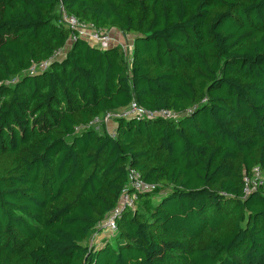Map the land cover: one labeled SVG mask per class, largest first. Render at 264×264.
Segmentation results:
<instances>
[{
  "label": "trees",
  "instance_id": "obj_1",
  "mask_svg": "<svg viewBox=\"0 0 264 264\" xmlns=\"http://www.w3.org/2000/svg\"><path fill=\"white\" fill-rule=\"evenodd\" d=\"M61 9L131 35L130 56L69 45ZM131 102L175 118L87 127ZM255 167L264 0H0V264H264V179L243 194ZM128 168L155 188L95 248Z\"/></svg>",
  "mask_w": 264,
  "mask_h": 264
},
{
  "label": "built area",
  "instance_id": "obj_2",
  "mask_svg": "<svg viewBox=\"0 0 264 264\" xmlns=\"http://www.w3.org/2000/svg\"><path fill=\"white\" fill-rule=\"evenodd\" d=\"M59 24L70 30L68 44L77 39H82L88 42L90 45L97 47L98 49H107L113 45H120L124 54L126 50L117 41L112 33L105 29H98L92 24H87L79 21L74 15L66 14L62 9L60 12ZM133 45V44H132ZM132 46L128 55L131 53ZM48 66V61H44L40 64H32L28 70L29 74H34L37 71H42ZM161 116L164 118H175V114L168 110L150 111L138 106L135 102H131L126 108L118 111H110L103 116L95 117L88 123L87 127H92L95 131L100 132L103 128L108 132L107 124L115 123L116 119H143ZM114 130L109 134H112ZM263 174L258 167H255L251 171V175H245L243 194L248 195L255 191V189L263 183ZM155 185L143 181L140 174L132 168L127 169V182L124 185V189L120 195L117 205L110 210L104 217V219L98 225V228L107 230H116V218L124 208H133L137 199V193L154 190ZM93 244V238L90 241ZM101 246V245H100ZM98 246V247H100ZM95 247V246H94ZM95 247V248H98Z\"/></svg>",
  "mask_w": 264,
  "mask_h": 264
},
{
  "label": "rangeland",
  "instance_id": "obj_3",
  "mask_svg": "<svg viewBox=\"0 0 264 264\" xmlns=\"http://www.w3.org/2000/svg\"><path fill=\"white\" fill-rule=\"evenodd\" d=\"M115 34L116 36V39L117 41H119V43L124 47V49L126 50L125 52H127V54H125V56L128 58L130 55H128V52L130 51V48H131V43H132V40H133V37L131 35H124L122 33H120L119 31L117 30H112V35ZM114 36V35H113ZM68 49V46L61 49L56 55H55V59H57L58 57L61 58L66 50ZM15 81V80H14ZM13 81V82H14ZM11 82V83H13ZM113 124L112 123H109L107 124V129H108V132H112L113 131ZM99 230V233L97 235H95L93 237V244L95 247H98L101 245L102 243V238H108L111 243H113V240H114V236H115V231L113 230H107V229H98Z\"/></svg>",
  "mask_w": 264,
  "mask_h": 264
},
{
  "label": "crops",
  "instance_id": "obj_4",
  "mask_svg": "<svg viewBox=\"0 0 264 264\" xmlns=\"http://www.w3.org/2000/svg\"><path fill=\"white\" fill-rule=\"evenodd\" d=\"M113 35H114V38H116V37H115L116 35H115V34H113ZM125 36H126V35H125ZM132 44H133V40H132L131 46H132ZM112 124H113V127H114L113 130H114L115 127H116V122H115V123H112Z\"/></svg>",
  "mask_w": 264,
  "mask_h": 264
}]
</instances>
